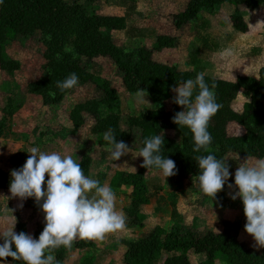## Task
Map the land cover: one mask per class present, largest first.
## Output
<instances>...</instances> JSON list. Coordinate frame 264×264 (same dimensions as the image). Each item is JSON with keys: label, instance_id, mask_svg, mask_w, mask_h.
<instances>
[{"label": "trees", "instance_id": "16d2710c", "mask_svg": "<svg viewBox=\"0 0 264 264\" xmlns=\"http://www.w3.org/2000/svg\"><path fill=\"white\" fill-rule=\"evenodd\" d=\"M101 0H4L0 4V72L13 76L20 70L19 61L11 58L7 47L14 39H35L44 47L42 69L47 76L27 84L26 93L38 97L43 107L60 105L79 84H91L100 96L76 104L69 113L75 130L86 125L87 117L93 122L90 133L99 135L97 144L109 146L103 134L112 129L117 142L123 141L131 146L134 141L137 151L143 146L142 141L152 135H163L162 154L175 161L177 172L166 178L169 184L192 186L201 192L197 183L199 169L196 157L214 154L218 159H226L234 154L247 163H254L264 158V65L259 71V78L238 76L235 81L205 76L206 82L214 89L217 102L221 105L209 123L212 144L208 151L193 152L191 132L183 126L173 123L174 115L182 111V106L173 102L172 88L198 74L193 71H180L177 66L155 61L153 55L163 50L174 49L176 38L158 35L150 46H138L127 50L116 45L115 31L126 29V19L118 16L99 14L95 5ZM234 6L230 17L232 26L246 34L248 26L241 15L240 7L248 11L264 7V0H188L183 11L173 16V25L181 30L190 25L199 14L214 15L222 4ZM98 58L108 60L121 76V83L132 94L144 92L156 104L154 109L140 112L125 119L122 114L121 100L116 88L106 78L95 76L89 69V63ZM76 73L79 83L70 90L61 91L58 81H63L69 74ZM243 92L249 98L241 112H235L231 104ZM24 99L7 96L2 110L9 115L17 112ZM4 120L0 122V137L3 133ZM235 123L243 128L242 135H230L228 125ZM180 138V142L173 135ZM28 158V157H27ZM140 166L136 172H116L110 181L112 189H130L129 203L122 208L126 217L127 230H143L144 214L141 208L150 203L146 172L152 169ZM26 161V160H25ZM78 163L86 176H89L92 158L89 154L81 156ZM159 172L158 170H152ZM47 178V175H46ZM11 178L0 170V189L9 190ZM226 189L216 198L221 205L226 200ZM205 200L208 197L205 195ZM26 209H36L34 198L23 200ZM175 215V211L173 212ZM199 231L177 222L171 223L167 230L159 227L141 234L128 243L119 264H264L262 252H255L239 241L241 224L237 221L222 219L220 230L205 228ZM19 232H25V226H19ZM35 230L33 238H38ZM89 239L73 242L71 248L60 247L52 253L55 264H64L68 252L72 249L87 251L95 249ZM203 256L202 260L192 263L190 257ZM9 264H24L4 258Z\"/></svg>", "mask_w": 264, "mask_h": 264}, {"label": "rangeland", "instance_id": "374dc122", "mask_svg": "<svg viewBox=\"0 0 264 264\" xmlns=\"http://www.w3.org/2000/svg\"><path fill=\"white\" fill-rule=\"evenodd\" d=\"M187 1L188 0H101L95 5V9L99 14L107 16H117V12L120 11L126 12L130 15L128 18L129 25L126 27L125 31H115L113 33L114 41L116 45L120 47L127 50L134 49L138 46L150 47L154 43V39L157 34L167 35L176 38V47L174 49L163 50L160 53H155L153 55L155 61L175 65L178 69H187L192 67L195 71L200 73L205 72L206 74L216 77L227 74L231 76L230 78H232L237 74H244L249 67L248 58L254 54L253 51L258 50L261 46H264V7L255 10V12L248 11L244 7H240L242 12L241 15L249 28L248 33L246 34H243L233 28L230 17L233 14L231 6H234L231 4L218 9L214 16L207 17L208 19L205 22L207 25L209 24V26L205 28V31L200 29L201 22L198 18L194 22L192 21L190 25L185 26L183 29L176 30L172 22L173 16L183 11ZM136 8H139L137 12H135ZM43 51L44 47L35 39L25 40L16 38L10 42L7 47L8 55L19 61L21 64L20 70L13 76L0 72V122L2 120L5 122L1 137L12 142L11 148H14L13 145H15V143H21L26 136L29 142H34L36 141V138L41 135V140H46L44 142L40 140V145L43 146V148L50 146L48 142H59V140L62 139L60 136H62V134L64 136V133L61 131L63 123H65L67 119V112L78 103L100 96V93L97 92L93 85L79 84L68 96L64 98L60 105L43 107L41 100L38 97L30 96L26 93L28 83L38 79H43L47 76L46 72L42 69L45 64ZM89 69L95 76L109 80L116 88L121 100L122 114L125 119L156 107V104L146 93H129L121 83L120 74L108 60L104 58L95 59L89 63ZM15 95L17 96L18 101L24 99V104L22 103L21 108L12 116L9 115L7 110L4 111L2 109L5 106L7 96L14 97ZM173 96H175V93H173ZM237 102H243V99L240 98ZM238 107H240V105L235 103L234 108ZM44 110H46V112L42 115ZM30 114H36L34 115L36 120H31L32 122L28 126V119L25 120V117L30 116ZM92 124V120L87 117L84 132L81 134L80 138H77L76 140L78 143L72 140V142L68 145L70 147H74L76 150L75 159H77V161L80 160L82 155L87 154L83 152L90 150L88 154L92 156L93 162L102 161L108 164L109 161H112L108 158L110 155H107V153H110L108 148L100 147L97 143L93 149H89V145L85 147L78 146L80 141L85 142L87 138L85 135L88 134ZM12 125L15 126L17 133L11 132ZM228 131L230 134L235 133L237 135L241 132V130L236 127L231 128ZM173 136L177 142H180V138L177 135L174 134ZM36 143V146H39L38 143L40 142ZM130 147L132 152H136V154H138V145L136 144V141H134ZM24 148L25 147L23 145L17 153H12V162L23 161L24 157L27 155V151ZM115 162L116 161H113V163ZM243 162L244 161L241 162L238 160L239 164H236L232 161V159L227 162L229 170L233 174L229 177L228 183L233 182L234 173ZM245 164L251 165L250 162H246ZM113 170L114 169H112V167L97 165L92 169L91 177L99 180L102 185H108L110 181L109 179L113 176L110 172ZM156 175V178L161 180L163 179L162 177H159V173H156ZM98 176H100L101 179H98ZM148 184L152 193L156 195V191L161 184L159 185L157 182H152L151 177H149ZM166 184H168V186H177L167 182ZM225 189L227 191L225 197L226 201L222 205L223 207L220 208L221 205L218 203L216 198ZM163 190L164 188H161L160 194L158 195H161ZM223 190L216 194L213 202L209 197V200L206 201L204 196H200L196 202L192 201L190 203V210H195L196 212L194 213H197L199 217H203L205 222L213 221L214 228L212 229H219L220 221L222 219L238 221L241 224L239 241L246 247L253 249L255 252H262V247L255 246V241L244 231L246 218L243 214V206L240 198L237 197L235 200L230 198V194L235 192L236 189L234 187L229 189L227 185H225ZM166 192V195H169V192ZM173 195V193H170L168 199L165 197L166 200L163 199L162 202H158L160 214L153 213V215L145 221L143 230H127L125 227V233H131L137 238L141 234L155 227L167 230L171 223H173L172 220L175 217L172 212L174 203ZM122 196L124 197L122 203V207L124 208L128 205L129 199L128 196L124 194ZM14 201V211L12 210V212H9L8 208L10 209V207H6L5 210L0 211V227L4 225L5 228L7 225L10 227L13 222V217H15L16 223L13 230L17 233L19 226L23 224L21 210L25 207L23 205V201L19 198H16ZM216 207H219V209H216ZM4 217L7 219H4ZM181 223L187 227L191 226L198 228L199 231L206 230L199 226L197 227L195 222L192 224L190 221H187L186 223L181 221ZM35 230L36 228L33 227L32 233ZM1 242L2 241H0V243ZM117 245L118 248L115 247L111 249V251H115L114 254H111V258L110 256L104 259L97 257L94 260V264L99 263L100 259L101 264H103L106 259L107 264H119L122 252L119 250L120 244ZM109 246H111V244L106 245L104 243L103 246L99 247L105 250V248ZM73 251L76 252L75 250ZM202 258L203 256H192L190 257V261L192 263H197L202 260ZM78 261L79 256L73 255L67 264H78ZM218 264H222V262L220 261Z\"/></svg>", "mask_w": 264, "mask_h": 264}, {"label": "clouds", "instance_id": "9594fccd", "mask_svg": "<svg viewBox=\"0 0 264 264\" xmlns=\"http://www.w3.org/2000/svg\"><path fill=\"white\" fill-rule=\"evenodd\" d=\"M3 2L0 0V4ZM78 83L77 74L71 73L58 81L57 86L64 91L73 89ZM215 87L214 82L209 86L204 73H198L194 79L184 80L172 88L173 102L183 108L174 115L173 123L191 132L193 152L208 151L212 144L209 123L221 108ZM103 139L113 161L132 153L125 142H117L112 129L103 134ZM164 143L163 135L147 137L136 156L143 158L141 167L158 170L166 181L177 169L175 161L162 154ZM28 153L24 164L10 171L9 191L21 201L34 198L43 213L44 228L38 238L25 232L16 233L13 217L11 226L0 231V264H5L7 257L24 264H55L54 250L62 246L71 248L77 239L102 241L107 234L125 228L126 217L116 208L115 192L110 186L86 176L72 155L62 156L55 151H41L38 147H32ZM195 159L200 191L213 202L225 185L229 189L234 187L236 191L230 198L241 200L246 218L244 231L255 241V246L264 247V158L256 159L251 165L240 164L232 183H228L233 174L226 159H218L211 153Z\"/></svg>", "mask_w": 264, "mask_h": 264}, {"label": "crops", "instance_id": "0c3cea01", "mask_svg": "<svg viewBox=\"0 0 264 264\" xmlns=\"http://www.w3.org/2000/svg\"><path fill=\"white\" fill-rule=\"evenodd\" d=\"M227 5H229V4H222L218 9L224 8ZM231 8L233 9L232 11L234 12L235 8L232 7V6H231ZM138 9L139 8H136L135 12H137ZM253 12H255V10ZM116 15L118 17H124L126 19V27H128V25H129L128 24V18L130 17V15L128 13H126V12H121V11L117 12ZM214 15L199 14L196 17H194L193 22L197 18L200 19V22H201L200 29L205 31V28L207 26H209V24L207 25L206 22H205L208 19L207 17L208 16H214ZM204 19H206V20H204ZM245 19H246V17H245ZM118 32H123V31H118ZM157 36H158V34L156 35V37ZM156 37H155V39H156ZM155 39H154V42H155ZM253 52H254V54L251 55L248 58L249 67L246 70V72H244V74H237L234 77L230 78L231 76H229L227 74L226 75L224 74V76L216 77V76H212L210 74H206L205 72H202V73H204L205 76H209V77H213V78H219V79H223V80H226V81H235V79L238 76H249V77H252L254 79H258L259 78V71L262 68V66L264 65V46L259 47L258 50H255ZM198 60H199V58H198ZM179 70L180 71H193V72H196V73H200L198 71H195L194 68H192V67H189L187 69H180L179 68ZM240 98L243 99V102H237L238 99H240ZM247 102H249V98L247 97V95H245L243 92H241L238 95V97L236 98V100L231 104V108L235 112L239 113V112L242 111L243 105L245 103H247ZM235 103L240 105V107L234 108V104ZM70 111H71V109L66 114L67 119H66L65 123H63V128H62V131H61L62 133H64V136H63V134H62V136H60V138L62 137V139H60L59 142H57V141H53L52 143L48 142V144H50V146H46V147L43 148V146L40 145L41 141L42 142L46 141V140H41V137H42L41 135L38 136L36 138V141H34V142H29L27 140V136H26L24 138V140L21 141V143L20 142L15 143V145H13L14 148H11L12 142H10L7 139L5 140L3 137H0V170H2L4 172H6L7 174H9V177L11 178L10 171L13 170V169H19L24 164V160L27 159V157L30 155L28 152L30 151V149L32 147H38L41 151H45V152L55 151V152H58L59 154H61L62 156H64V155H72L73 158L75 159L76 150L74 149V147H70L68 144H70L72 142V140L74 142L78 143V141H76V140H77V138H80L81 134L84 132V127L80 128L79 130H75L74 129L71 121L69 120ZM45 112H46V110H44V112H42V115H44ZM34 115H36V114H30V116H26L25 117L26 118L25 120L28 119V123H27L28 126L30 125V123L32 121L36 120ZM235 127L237 129L241 130L240 134H238V135H242L244 133L243 132L244 131L243 128L239 127L235 123H230L228 125L227 130H229L231 128H235ZM11 132L12 133H17L16 130H15V126L14 125H12V127H11ZM228 133H229V131H228ZM230 135L237 136V134H235V133L234 134H230ZM85 136L87 137V138L85 137L86 138L85 142L80 141L78 146L85 147V146L89 145V149H93L95 144L97 143L98 139L100 138V136L91 134L90 130H89L88 134L85 135ZM57 138H59V137H57ZM51 140H52V138H51ZM36 142H40V143H38L39 146H36V144H37ZM23 145L25 147L24 149H26V151H27L26 157H24L22 162L21 161H18V162L13 161L12 162V160H11L12 153H17L19 151V149H21L23 147ZM89 151L90 150L85 151L83 153H87L88 154ZM107 155H110V153L109 154L107 153ZM136 155H137L136 152H132V153L129 152L127 155L122 156L120 159L116 160L115 163H113V160L109 156L108 158H110L112 161H109L108 164L106 162L104 163L102 161H98V162L94 161L93 162V160H92L89 176L91 177L92 169L94 168V166H97V165H103L105 167H112V169H114V170L111 171L110 173L113 176H114V174L116 172H130V173L136 172L137 169L140 166L139 157L136 156ZM91 158H92V156H91ZM230 159H232V161L234 163H236V164H239L238 160L242 162V160L239 159L238 156H236L234 154H228L227 155L226 163L229 162ZM156 173H159V172H155V171H152V170H148L146 172V180L148 179L147 180V186H148V191H149V194H150L151 198H150V203L148 205L143 206L141 208V212L144 214V223H145V221H147L149 219V217L151 215H153V213H159L160 214V211L158 209V202H162L163 199L166 200V198L168 199V196L170 195V193H173L174 194L173 195V197H174V201L173 202L174 203H173L172 212L175 211V217L172 220L173 222H177V223L182 225L181 221H184L185 223L187 221H190L192 224L195 222L197 227L199 226V227L204 228V229L205 228H210V229L214 228V222L213 221H206L205 222V219L203 217H199L197 213L196 214L194 213V212H196L195 210H190L191 208L189 206H190V203L192 201L196 202L199 199L200 196L201 197L202 196L205 197V195L202 192H196L192 186H180V187L179 186L177 187V186H174V185L173 186H168V184H166L165 179L162 176V174L159 173V177L163 178L161 180V179H158V178L155 177V176H157ZM113 176L109 179L110 181L113 178ZM149 177H151L152 182H154V183L157 182L159 185L161 184L159 186L158 190L156 191V193H157L156 195L154 193H152V191H151V189L149 187V184H148ZM97 178L101 179L100 176H98ZM110 181H109V184H110ZM161 188H164L163 193H161V195H158V194H160V189ZM112 190L116 194V208H117L118 211H122V208H123L122 207V203H123V198H124L122 195L124 194L126 196H129L130 189L122 188V190H119V189H112ZM166 191L169 192V195H166V193H167ZM120 193H121V195H120ZM16 198H18V197H13L9 190L0 189V211L5 210L6 207H10V209L8 208V210H9V212H12V210H13V202H15L14 200ZM223 204H221L220 208L223 207L222 206ZM216 209H219V207H216ZM21 213H22L21 214L22 215L21 218H22V222H23V224L25 226L26 233L32 235L33 234L32 233V228L33 227H35L36 230H38L39 233H41V231L44 228V217H43L42 211L40 210L39 204L36 205V209H34V210L23 208V210H21ZM4 219H7V218L4 217ZM7 227H8V225L6 226V228ZM6 228H5V225L1 226L0 227V231L2 229L5 230ZM214 230L215 231H219L220 228L219 229H214ZM137 238L131 233L130 234H126L125 233V229H123V230L117 231L115 233L107 234L105 239L102 240V241H100V240H90L96 246L95 249H89V250L84 251V252L79 251V250H75L76 252H74L73 251L74 249H72V250H70L68 252V254H67V256H66V258L64 260V264H67V262L70 261V259L72 258L73 255L74 256H77V255L79 256L78 264H94L95 263L94 260L97 257H99L101 259L102 258L104 259V258H108L110 256V258H111V254L115 253V251H111V249L115 248V247L118 248L117 244H120V246H119L120 249L119 250L123 254L125 252L126 248H127L128 243L130 241H132V240H136ZM77 240H79V239H77ZM104 243L106 245L111 244V246L106 247L105 250H103V248H100L99 246H103ZM101 259H100L99 263H97V264H101L100 263ZM106 261H107V259L105 260V262L103 264H107ZM220 261L222 262V264H224L222 260H220ZM5 264H8V262H5Z\"/></svg>", "mask_w": 264, "mask_h": 264}]
</instances>
